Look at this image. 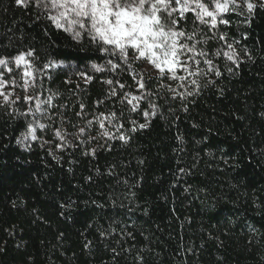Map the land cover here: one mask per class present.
Returning <instances> with one entry per match:
<instances>
[{"label": "trees", "instance_id": "trees-1", "mask_svg": "<svg viewBox=\"0 0 264 264\" xmlns=\"http://www.w3.org/2000/svg\"><path fill=\"white\" fill-rule=\"evenodd\" d=\"M27 17L28 13L18 9L13 0H0V39L6 42L4 34L11 35L8 30L12 29L16 35L24 33L25 44L35 43L41 59L50 51L54 59L65 60L73 67L88 63L90 57L75 50L65 34L52 29L45 38L39 28L28 27ZM229 19L231 27L224 30L236 39L247 32L248 38L242 43L253 52L256 63L243 66L223 98L208 94L190 114L181 112L175 125L171 116L157 117L148 129L135 134L129 147L117 143L113 151H101L94 160L77 152L74 158L78 163L70 165L67 155L57 162L38 144L30 150L17 144L21 123L0 118V249H4L0 251V264H110L106 248L115 246L114 242L101 240L96 231V226L107 227L110 221L121 228L127 224L128 230L135 226L136 239L128 244L135 243L137 250L145 245L152 249L145 250L147 264H184L185 259L188 264H264V208L253 206L254 199L264 205V155L260 152L264 149V119L259 116L264 111V11H257L251 27L238 24L240 18L235 15ZM52 41L59 47L49 48ZM142 70V66L137 68ZM51 74L49 86L65 93L69 87L75 88L79 79L71 76L72 84L66 85L63 70ZM122 82L133 84L127 74ZM80 84V93L91 110L93 102L104 96L106 85L99 79ZM234 113L244 119H236ZM193 122L199 127L193 128ZM178 132L185 138L186 153L173 151L179 147L175 139ZM204 136L207 143L197 149L193 141ZM209 147L213 151L223 147L238 166L225 169L201 151L192 174L178 179L177 168H190L194 151ZM140 160L144 163L139 164ZM111 165H115V172L108 175ZM89 175L92 181H86ZM125 179L129 185L119 182ZM189 185L191 192H185ZM68 198L79 207L61 216L59 205ZM92 200L97 204H91ZM85 201L89 202L87 206ZM34 208L47 224L33 223ZM129 208L134 211L129 212ZM88 223L94 227L88 229ZM13 224L16 232L10 237L4 228ZM249 224L258 229L255 235ZM61 232L63 238L57 240ZM209 232L219 240L209 239ZM81 233L94 241L91 252L83 249ZM189 247L194 254L186 256L184 249ZM156 252L161 255L155 256ZM119 264H134L132 256L125 254Z\"/></svg>", "mask_w": 264, "mask_h": 264}, {"label": "snow or ice", "instance_id": "snow-or-ice-1", "mask_svg": "<svg viewBox=\"0 0 264 264\" xmlns=\"http://www.w3.org/2000/svg\"><path fill=\"white\" fill-rule=\"evenodd\" d=\"M13 3L28 13L29 28H39L45 38L55 29L69 38L75 50L90 57L83 66L73 67L65 60L54 59L50 51L41 59L35 43H24L23 32L16 35L9 29L11 35L4 34L6 42L0 39V118L21 123L17 144L29 150L38 144L57 162L67 155L70 165L78 163L74 158L77 152L94 160L101 151H113L117 143L129 147L135 134L148 129L157 117L171 116L175 125L181 119V112L190 114L198 101L210 93L223 98L231 91L228 85L239 78L243 66L256 63L253 52L242 43L248 38L247 32L236 39L224 30L231 27L229 17L235 15L240 18L238 24L251 27L257 11H264V0H13ZM52 47L59 45L52 41L49 48ZM140 66L143 70L137 71ZM53 70L65 72L66 85L72 84L71 76L78 77L75 88L69 87L67 93L53 90L49 86ZM125 74L131 76L133 84L122 82ZM96 79L106 88L104 96L96 99L89 110L80 93V81L88 85ZM233 115L238 120L244 119ZM259 116L264 119V111ZM192 127L199 125L193 122ZM49 131L51 139L46 138ZM175 139L179 147L173 151L186 153L183 134L178 132ZM207 141L208 137L204 136L193 143L199 149ZM201 151L218 160L225 169L238 166L223 147L215 151L204 148L194 151L190 168H177L178 179L192 174L201 159ZM260 152L264 155V149ZM114 172L115 165L109 166L107 174ZM85 179L92 181L93 177L89 175ZM119 182L130 184L128 179ZM191 190V185L184 189ZM88 203L85 201V206ZM90 203L97 204L96 200ZM112 204L115 207L116 201ZM12 206L16 207L15 202ZM253 206L264 208L256 199ZM59 207L60 215L64 216L67 210L79 205L68 198ZM98 207L102 209L103 205ZM147 213L145 208L144 214ZM32 214L33 223H48L38 215L37 209H32ZM16 227L13 224L4 228V232L14 236ZM93 227L92 223L87 224L88 229ZM132 227L133 230H128L127 224L118 227L116 221H110L107 227L96 226L101 240L114 242L115 246L106 248L110 264H119L125 254L132 256L134 264H147L144 253L152 249L145 245L137 250L135 243L128 244L136 239L135 226ZM247 227L253 235L258 232L255 225ZM63 235L59 233L57 240H62ZM81 235L83 249L91 252L94 241L87 239L85 233ZM208 237L219 240L211 232ZM219 243L222 246L223 241ZM184 251L186 256L194 254L190 247ZM160 255L155 253L157 257ZM184 264H188L187 259Z\"/></svg>", "mask_w": 264, "mask_h": 264}, {"label": "rangeland", "instance_id": "rangeland-1", "mask_svg": "<svg viewBox=\"0 0 264 264\" xmlns=\"http://www.w3.org/2000/svg\"><path fill=\"white\" fill-rule=\"evenodd\" d=\"M74 119H75V118H74ZM46 138H47V139H51V132H50V131L47 133Z\"/></svg>", "mask_w": 264, "mask_h": 264}]
</instances>
